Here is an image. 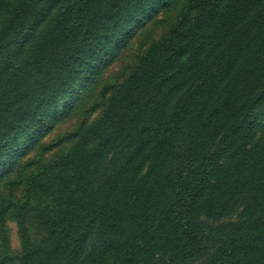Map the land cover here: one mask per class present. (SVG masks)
<instances>
[{"label":"trees","instance_id":"obj_1","mask_svg":"<svg viewBox=\"0 0 264 264\" xmlns=\"http://www.w3.org/2000/svg\"><path fill=\"white\" fill-rule=\"evenodd\" d=\"M0 264H264V0H0Z\"/></svg>","mask_w":264,"mask_h":264},{"label":"rangeland","instance_id":"obj_2","mask_svg":"<svg viewBox=\"0 0 264 264\" xmlns=\"http://www.w3.org/2000/svg\"><path fill=\"white\" fill-rule=\"evenodd\" d=\"M68 125L63 126V129H66ZM7 228H8V232H9V238H10V244H11V248L14 251H17L19 249V239H18V235H17V227L16 224L9 220L7 221Z\"/></svg>","mask_w":264,"mask_h":264}]
</instances>
